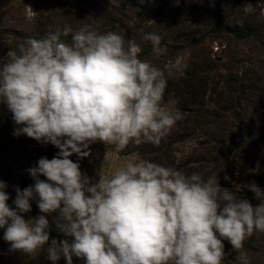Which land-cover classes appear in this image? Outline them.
<instances>
[{
    "label": "clouds",
    "instance_id": "1",
    "mask_svg": "<svg viewBox=\"0 0 264 264\" xmlns=\"http://www.w3.org/2000/svg\"><path fill=\"white\" fill-rule=\"evenodd\" d=\"M142 39L153 56L166 51L160 35ZM142 51L123 31L64 23L0 59V103L16 125L13 135L58 149L27 169L34 183L15 187L14 207L0 180L9 252L46 250L52 264H73V257L84 264H223L227 241L239 264H248L245 241L264 233V189L257 184L248 188L254 205L240 186L221 187L215 173L187 174L140 156L112 165L105 152L95 180L81 171L78 161L91 156V145L116 153L159 145L183 119L176 101L165 100L163 71ZM32 201L41 214L25 219ZM52 225L64 239H50Z\"/></svg>",
    "mask_w": 264,
    "mask_h": 264
},
{
    "label": "rangeland",
    "instance_id": "2",
    "mask_svg": "<svg viewBox=\"0 0 264 264\" xmlns=\"http://www.w3.org/2000/svg\"><path fill=\"white\" fill-rule=\"evenodd\" d=\"M193 0H0V59L28 37L70 23L100 25L103 31H123L143 49L141 58L151 60L164 73L167 86L183 79L191 65L206 54L217 60L201 67V80L176 90L166 88L165 100L174 99L183 113L159 144L129 145L121 153L102 143L91 145V156L78 161L81 171L94 180L105 152L112 165L124 158L140 156L187 174H217L221 187L240 186V195L258 203L248 190L255 183L264 189V0H202V13L188 22L182 7ZM133 3L154 11L136 8ZM185 4V5H184ZM146 33L161 36L164 54L155 57L152 46L142 39ZM11 113L0 103V180L8 184L9 205L15 187L34 183L27 169L41 157L58 152L25 135L6 131ZM41 179H46L41 177ZM25 219L41 213L35 201ZM54 215V214H53ZM49 220H52L50 215ZM4 232V229H2ZM223 264H239L227 241ZM248 264H264V233L255 232L244 243ZM0 264H52L46 250L33 256L9 252L0 239ZM57 264H66L61 258ZM73 264L84 262L73 257Z\"/></svg>",
    "mask_w": 264,
    "mask_h": 264
},
{
    "label": "trees",
    "instance_id": "3",
    "mask_svg": "<svg viewBox=\"0 0 264 264\" xmlns=\"http://www.w3.org/2000/svg\"><path fill=\"white\" fill-rule=\"evenodd\" d=\"M133 5L136 8H139L140 10H142L144 12L151 13V14L155 13L154 11H151V9H148L146 7H142L140 5H137L136 3H133ZM181 11L183 13L182 15L184 17L185 22L186 21L188 22V20H190L192 18L200 17L201 13H202V0H193L191 3L183 6ZM38 35L40 37V36H43L45 34L40 32ZM207 62L217 63V60L213 59L209 55L203 54L200 62L194 61V63L191 65V70L193 72H191V73L189 72L181 80H177L173 83L171 82V84H169L167 86V89L168 88H173L171 90H176L177 88L186 89V88L192 86L198 80H201L202 79L201 78V72H202L201 67H202V65L206 64ZM15 127H16V125L14 124V122L12 120L11 123L6 125L5 129H6V131H12V130H14ZM2 238H3V232H2V229H0V239H2ZM51 238H56L58 240L64 239L63 235L59 234L56 231L54 225H52L50 228V239Z\"/></svg>",
    "mask_w": 264,
    "mask_h": 264
}]
</instances>
